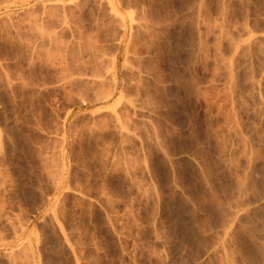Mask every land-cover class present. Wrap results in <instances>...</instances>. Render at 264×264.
Masks as SVG:
<instances>
[{"label": "rangeland", "instance_id": "obj_1", "mask_svg": "<svg viewBox=\"0 0 264 264\" xmlns=\"http://www.w3.org/2000/svg\"><path fill=\"white\" fill-rule=\"evenodd\" d=\"M0 264H264V0H0Z\"/></svg>", "mask_w": 264, "mask_h": 264}, {"label": "bare ground", "instance_id": "obj_2", "mask_svg": "<svg viewBox=\"0 0 264 264\" xmlns=\"http://www.w3.org/2000/svg\"><path fill=\"white\" fill-rule=\"evenodd\" d=\"M129 8V7H128ZM139 19V18H138ZM145 19V18H144ZM132 20H133V18H132ZM141 20V19H140ZM136 21V20H135ZM138 22V21H137ZM141 24H143V23H141ZM158 24V23H157ZM124 26V25H123ZM144 26V25H143ZM146 26V25H145ZM125 28V27H124ZM133 28H134V26H133ZM143 30V29H142ZM145 30H146V28H145ZM149 30V29H148ZM147 31V30H146ZM154 31V30H153ZM133 33V32H132ZM147 34V33H146ZM132 35V34H131ZM133 36V35H132ZM139 36V35H138ZM130 37V36H129ZM132 40V39H131ZM136 40V39H135ZM140 40V39H139ZM145 42H147V40L145 41ZM145 44V43H144ZM133 45V44H132ZM140 46V45H139ZM133 50V49H132ZM129 51V50H128ZM137 52V51H136ZM143 56V55H142ZM135 59V58H134ZM116 63H114V65H115ZM136 65V64H135ZM125 66V65H124ZM156 67V66H155ZM144 68V67H143ZM147 74V73H146ZM150 77V76H149ZM113 81H115L114 82V85H113V87H114V89L116 90L117 89V86H118V82H117V80H113ZM119 89V88H118ZM113 91V90H112ZM112 93V92H111ZM111 93H108V94H111ZM106 99V98H105ZM15 234H16V232H15Z\"/></svg>", "mask_w": 264, "mask_h": 264}]
</instances>
